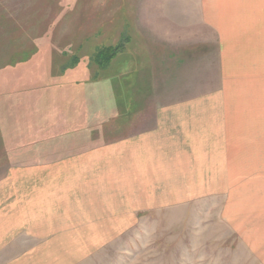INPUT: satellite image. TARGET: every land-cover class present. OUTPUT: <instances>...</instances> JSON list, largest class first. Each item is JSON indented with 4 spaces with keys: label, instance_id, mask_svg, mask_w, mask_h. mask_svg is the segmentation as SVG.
<instances>
[{
    "label": "rangeland",
    "instance_id": "374dc122",
    "mask_svg": "<svg viewBox=\"0 0 264 264\" xmlns=\"http://www.w3.org/2000/svg\"><path fill=\"white\" fill-rule=\"evenodd\" d=\"M155 2L0 0V184L8 179L14 186L13 180L21 181L22 176L38 181L39 175H46L56 182L53 192L72 191L74 182H86L90 176V190L99 192L80 198L86 203L84 210L133 217L113 220L128 226L122 243L125 238L127 244L136 242L143 248L157 243L159 264H198L199 245L209 239L200 229L213 230L222 223L218 214L225 204L221 209L216 196L229 195V186L216 187L215 165L209 162L213 157L199 152L191 155L195 166H190V186L170 187V177L176 173L159 170L164 165L151 168L143 163L147 157L139 155L143 149L134 140L155 125L158 109L172 111L189 99L219 98L217 46L209 34L206 41L199 36L202 41L195 46L163 44L160 36L165 34L157 38L151 33L162 29H151L147 21L152 6H159ZM241 2L243 11L253 13L254 27L250 28L248 16L250 30L235 38L229 58V71L235 74L226 82L236 85L237 99L262 102L264 0ZM190 4L194 10L203 2L190 0ZM121 42L122 50L106 69L95 63L87 71L84 64L63 68L72 55L82 63L92 62L98 48ZM190 45L194 50L185 51ZM238 54L250 59L251 65L237 68L233 56ZM72 74L74 78L80 74L78 84ZM120 145L125 148L123 161L129 153L132 161L138 159L123 164L118 172ZM259 159L264 161L254 156L252 163ZM15 185L25 189L21 183ZM63 210H70V204H64ZM144 212L154 214L144 216ZM135 256L131 254V261ZM143 258L150 260V252L143 251Z\"/></svg>",
    "mask_w": 264,
    "mask_h": 264
},
{
    "label": "crops",
    "instance_id": "0c3cea01",
    "mask_svg": "<svg viewBox=\"0 0 264 264\" xmlns=\"http://www.w3.org/2000/svg\"><path fill=\"white\" fill-rule=\"evenodd\" d=\"M241 1L202 0L203 5L192 10L190 0H156L154 4L159 6H152L151 19L147 20L151 21V29H162L161 33H151L157 38L165 34L160 36L163 44L195 46L202 41L199 36L206 37V41L207 36L213 35L217 46L214 60L220 71L219 98L189 99L173 106L172 111L158 109L155 125L134 140L143 149L139 155L147 157L143 163L151 168L164 165L158 166L159 170L167 168L176 173L170 177V187L190 186L189 170L195 166L191 155L199 156V152L213 157L209 162L215 165L216 187L229 186V195L216 196L221 209L225 204L218 214L222 223H216L213 230L200 229L209 239L199 245L202 257L198 264H264V161L252 163L254 156L264 157V101L239 100L236 85L226 82L235 74L229 71L235 38L243 37L244 30L254 27L253 13L243 11ZM248 16L253 24L250 28ZM193 46L185 51L194 50ZM252 53L256 57L255 51ZM233 61L238 62L237 68L251 65L250 59L239 54L233 56ZM208 107L215 110L208 111ZM119 149L120 152H115L121 157L118 172L123 170V164L132 161L128 158L132 156L130 153L123 161L121 150L125 148L120 145ZM133 155L138 157L137 153ZM88 179L74 182L72 191L53 192L56 182L48 181L46 175H39L38 181L23 176L21 181L13 180L24 185L23 190L10 185L12 180L0 184V264H159L157 243H147L143 248L136 242L127 244L126 238L125 243L121 242L128 226L113 220L133 217L122 212L84 210L86 203L80 202V198L99 192L90 190V176ZM160 180L163 181L161 177ZM64 204H70V210H63ZM143 251L150 252V260H144ZM132 253L134 256L138 253L134 261L130 259Z\"/></svg>",
    "mask_w": 264,
    "mask_h": 264
},
{
    "label": "trees",
    "instance_id": "16d2710c",
    "mask_svg": "<svg viewBox=\"0 0 264 264\" xmlns=\"http://www.w3.org/2000/svg\"><path fill=\"white\" fill-rule=\"evenodd\" d=\"M122 47L123 46L121 42L118 43L116 46L98 48V50L94 54V57L92 58V62L89 61L87 63L84 62L82 63L78 56L72 55L67 61V63L63 65V68L67 69L73 67V69H76L78 68L79 65L81 66L82 64H84V68H85L84 71H87V69L90 68L91 64L95 63L96 66L100 67L101 69H106L111 66L112 61L114 60L113 58H115V56L122 50ZM68 50L69 49H65L64 55L66 54L68 55ZM72 73L74 72L72 71ZM71 76H72V80H75L76 84H78L79 83L78 79L80 77V74H78L76 78L73 77V74Z\"/></svg>",
    "mask_w": 264,
    "mask_h": 264
}]
</instances>
